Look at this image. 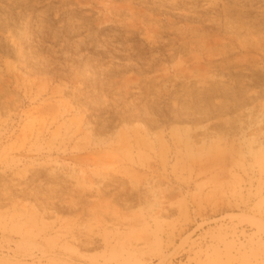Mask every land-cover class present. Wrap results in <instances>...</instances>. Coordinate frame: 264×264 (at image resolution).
Listing matches in <instances>:
<instances>
[{"label": "rangeland", "instance_id": "1", "mask_svg": "<svg viewBox=\"0 0 264 264\" xmlns=\"http://www.w3.org/2000/svg\"><path fill=\"white\" fill-rule=\"evenodd\" d=\"M263 224L264 0H0V264H264Z\"/></svg>", "mask_w": 264, "mask_h": 264}, {"label": "bare ground", "instance_id": "2", "mask_svg": "<svg viewBox=\"0 0 264 264\" xmlns=\"http://www.w3.org/2000/svg\"><path fill=\"white\" fill-rule=\"evenodd\" d=\"M58 103H60V107L58 109L61 115H65L66 112L67 113L69 112V110H67L66 102L59 100ZM33 121L34 120L31 118L30 122H33ZM72 123H73L72 119L70 118L64 119V121L61 124L63 125L65 132L69 130V127L72 125ZM72 170L75 171V174L72 175L73 177L72 179L74 180L75 185H82V186L90 185L91 182L85 177V170L83 168H80L79 170H75V169H72Z\"/></svg>", "mask_w": 264, "mask_h": 264}]
</instances>
